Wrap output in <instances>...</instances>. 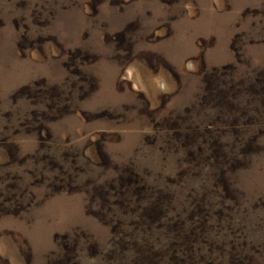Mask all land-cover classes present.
Listing matches in <instances>:
<instances>
[{"label":"rangeland","instance_id":"obj_1","mask_svg":"<svg viewBox=\"0 0 264 264\" xmlns=\"http://www.w3.org/2000/svg\"><path fill=\"white\" fill-rule=\"evenodd\" d=\"M0 264H264V0H0Z\"/></svg>","mask_w":264,"mask_h":264}]
</instances>
